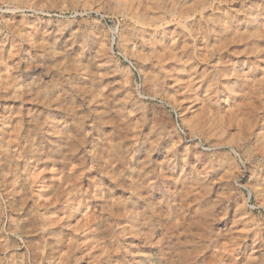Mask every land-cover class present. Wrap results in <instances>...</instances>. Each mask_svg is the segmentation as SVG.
<instances>
[{"label":"rangeland","instance_id":"1","mask_svg":"<svg viewBox=\"0 0 264 264\" xmlns=\"http://www.w3.org/2000/svg\"><path fill=\"white\" fill-rule=\"evenodd\" d=\"M0 264H264V0H0Z\"/></svg>","mask_w":264,"mask_h":264}]
</instances>
